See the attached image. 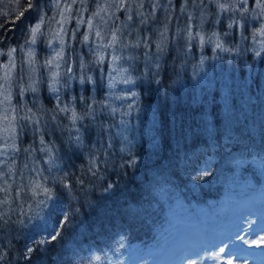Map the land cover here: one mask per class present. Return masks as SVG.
Here are the masks:
<instances>
[{
    "label": "trees",
    "instance_id": "obj_1",
    "mask_svg": "<svg viewBox=\"0 0 264 264\" xmlns=\"http://www.w3.org/2000/svg\"><path fill=\"white\" fill-rule=\"evenodd\" d=\"M129 1L99 26L104 0L0 3V264H177L219 227L263 249L264 16L133 0L128 32Z\"/></svg>",
    "mask_w": 264,
    "mask_h": 264
},
{
    "label": "rangeland",
    "instance_id": "obj_2",
    "mask_svg": "<svg viewBox=\"0 0 264 264\" xmlns=\"http://www.w3.org/2000/svg\"><path fill=\"white\" fill-rule=\"evenodd\" d=\"M71 1L75 3L78 0H71ZM110 1L111 0H104L105 5H106V8L104 10L106 12L107 18L104 17L105 12L103 10V7L102 8L99 7V4L96 6V10H95L96 14L92 16L94 25L99 26L102 24V21L105 24L110 23V22L114 24V19L116 16L115 11L119 5V2L118 4L115 5L116 8L113 7L115 9L113 10V8L107 7V4H110L111 6L115 0L111 2ZM134 1L137 2L136 4H139V2H141V0L139 2L138 0H134ZM221 1H222L221 3H223L224 5H225V2L231 1L230 2L231 4L234 2V0H221ZM238 1H241V0H238ZM2 2L3 0H0V3ZM133 3H134L133 0L129 1V9L128 10L126 9L125 12H123V18L126 16V20L128 19L129 15H133L135 12L134 10L131 11V7L134 6ZM261 5L262 6H258L256 0H251V6L253 7V10H254L251 16L252 19L253 18L258 19V12H260V17L264 16V0H261ZM226 7H228V5H225L223 9L221 8L220 9L225 11L224 9ZM167 8L168 6L165 7V10ZM201 10L202 9L200 8L199 13L201 12ZM130 11L131 13H129ZM180 11H182V9ZM166 14H168L167 11H166ZM52 20H55V21L53 22ZM52 20L50 21V24L46 25L47 27L52 28L54 25L59 24L61 22L60 19H56V18H53ZM88 21L89 19L86 22ZM198 23L201 24L202 22L198 21ZM133 26H138V25H135V22L132 17L131 19L128 20V22H126L122 26V29L124 28L125 30L130 32L133 29L132 28ZM199 31H200V28H199ZM166 41L167 39L165 37L162 39L161 44L162 45L166 44ZM212 43H215V42L213 41ZM136 49L137 48H134V50ZM112 51L116 52V54H114L113 60L132 58V54H133L131 53L132 50L129 48V46L123 43H120L119 46L117 45L116 48L112 49ZM3 94L5 96L8 95L6 91H3ZM1 113L2 112L0 111V114ZM262 237H263V240H262L263 249L257 248V246H255L253 243L246 244L242 236H240L239 234L229 233L223 228L211 229L208 234L201 235L200 241L198 242V244L194 246L191 244V247L186 249L183 259L180 260L177 264H264V233ZM206 255L208 256L206 257ZM217 256L221 257V261L216 260Z\"/></svg>",
    "mask_w": 264,
    "mask_h": 264
},
{
    "label": "snow or ice",
    "instance_id": "obj_3",
    "mask_svg": "<svg viewBox=\"0 0 264 264\" xmlns=\"http://www.w3.org/2000/svg\"><path fill=\"white\" fill-rule=\"evenodd\" d=\"M256 2H257V5H258V6H262V5H261V0H256ZM200 3L203 4V3H204V0H200ZM121 4L123 5V0H121ZM141 6H142V5H141ZM29 7H32V4H31L30 0H29ZM219 7H220L221 9H223L225 6H224L223 4H220ZM21 15H23V13H21ZM129 19H131V17H129ZM229 26H231V25H229ZM38 29H39V25H37V26L33 29V33L35 34V32L38 31ZM114 38H115V37H114ZM33 42H35V41L33 40ZM217 47H220V44H217ZM158 50L162 51V49H160L159 46H158ZM58 55H59V53H58ZM49 64H51V61H49ZM6 75H7V74H6ZM74 118H75V114H74ZM43 191H44L45 193H47V192H48V189L45 188ZM64 219H65V223H67L68 217H67V214H66V213L64 214ZM58 235H59V233H54V234L52 235L51 238H52L53 240H55V239L57 238ZM33 251H34V250H33L31 247H29V248H27V250H26V252L24 253V255L27 256L29 253H32ZM0 259H3V257H0ZM97 259H100V258L97 257Z\"/></svg>",
    "mask_w": 264,
    "mask_h": 264
},
{
    "label": "bare ground",
    "instance_id": "obj_4",
    "mask_svg": "<svg viewBox=\"0 0 264 264\" xmlns=\"http://www.w3.org/2000/svg\"><path fill=\"white\" fill-rule=\"evenodd\" d=\"M159 32H164V33H166V31H164V30H162V29H160Z\"/></svg>",
    "mask_w": 264,
    "mask_h": 264
}]
</instances>
